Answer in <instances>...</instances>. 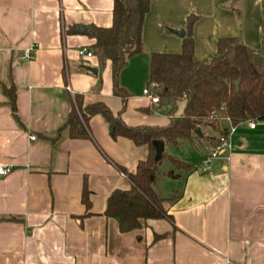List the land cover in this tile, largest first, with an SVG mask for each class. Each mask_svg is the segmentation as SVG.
Listing matches in <instances>:
<instances>
[{
  "label": "crops",
  "instance_id": "1",
  "mask_svg": "<svg viewBox=\"0 0 264 264\" xmlns=\"http://www.w3.org/2000/svg\"><path fill=\"white\" fill-rule=\"evenodd\" d=\"M187 1L189 10L182 5ZM230 1L151 0L142 26L144 52L131 57L119 77L129 94L123 109L112 94L109 64L101 68L93 52L87 59L77 55L81 48L91 51L94 41L72 32L110 27L111 0H0V166L9 169L0 176V264H264V121L234 128L230 147L200 173L202 157L212 149L205 144L194 171L166 183L171 193L179 192L164 205L172 222L148 220L127 233L104 215L107 199L115 190L130 188L117 167L134 173L148 147L113 139L100 115L89 119L88 139L58 132L76 94L84 104L103 102L127 126H166L173 104H152L143 90L150 53H179L182 40L161 35L165 45H152L148 18L155 15L184 30L198 4L209 2L213 12H220ZM240 2L243 27L216 36L215 52L217 40L229 36L261 48V0ZM28 49L31 57L23 59ZM196 57L194 47L195 60L204 61ZM11 87L15 113L6 92ZM220 125L231 128L226 119ZM166 146L163 141V152ZM85 187L88 207L82 199Z\"/></svg>",
  "mask_w": 264,
  "mask_h": 264
},
{
  "label": "trees",
  "instance_id": "2",
  "mask_svg": "<svg viewBox=\"0 0 264 264\" xmlns=\"http://www.w3.org/2000/svg\"><path fill=\"white\" fill-rule=\"evenodd\" d=\"M111 1V26H91L88 36L94 41L90 49L99 59L100 67L110 66L112 94L120 98L124 109L129 94L120 85L119 77L127 61L144 52L142 26L151 0ZM231 8L239 15L237 9ZM261 11L262 46L257 50L246 46L237 36L222 37L216 42L215 56L196 61L192 37L194 17L190 15L179 53H150L147 87L157 86L158 104L164 101L173 104L169 122L164 127L127 126L120 114H113L103 102L84 104L81 95L73 96L71 110L58 132L67 130L72 139H88L89 119L100 115L109 125L113 139L122 137L137 146L148 147L147 158L137 164L134 173L117 167L126 175L130 188L111 193L104 215L117 222L121 233L138 229L148 220L172 222L164 205L174 202L179 192L174 190L167 197H161L155 190L156 173L162 160L167 159L172 165V169L164 172L169 179L178 180L183 173L194 171L191 163L165 152L160 160H155L153 141L161 140L175 147L187 141L194 148L196 144L215 148L219 138L228 133L221 128V119L228 120L232 128L264 120V0H261ZM6 92L15 113V90L11 87ZM178 100L186 101L181 116L175 115L174 104ZM89 194L86 187L83 188L86 207L90 205ZM157 238L159 236H155V240Z\"/></svg>",
  "mask_w": 264,
  "mask_h": 264
},
{
  "label": "rangeland",
  "instance_id": "3",
  "mask_svg": "<svg viewBox=\"0 0 264 264\" xmlns=\"http://www.w3.org/2000/svg\"><path fill=\"white\" fill-rule=\"evenodd\" d=\"M230 3L234 9H239L240 0H232L230 2H226L221 7L220 12H213L211 10V4L208 2L206 5L198 4L195 10L189 11L190 15L194 17V23L192 25V37L194 40L196 54L199 59L207 60L212 56H215V41L216 36H222L223 34H227L231 32V28L236 26L238 31L242 28V11L239 9L240 16L237 15L235 11L230 10ZM183 8L189 10L191 6L189 2H182ZM224 10H227L225 12ZM229 11V12H228ZM221 13V14H220ZM225 13H229L232 17H228ZM231 13V14H230ZM210 14H215L213 18H210ZM189 15V16H190ZM152 19L148 18L147 29H148V37L149 41L152 45L161 46L164 44V39L161 38V35H167V37L173 38L174 40L178 39L182 40V38L174 35L169 32V29H176L175 27H171L166 23H163L162 19L159 21L156 19L155 15L150 16ZM154 24L156 25H153ZM187 20L185 21L186 24ZM196 25V27H195ZM157 29V30H156ZM179 30V29H177ZM159 53H172V52H159ZM198 59V60H199ZM167 102V101H166ZM168 103H171L168 101ZM186 101L178 100L175 104V112L178 116H181L184 111ZM172 105V103H171ZM204 148H207L206 145L196 144L194 148L189 142L185 141L181 146L175 147L171 144H167L165 153L171 154L180 158L181 160L191 163L192 165L198 162L200 154L204 151ZM172 166L167 159L162 160V163L156 173V190L160 195L167 196L171 191L168 189L167 184L171 181L169 178L164 176V172L170 169Z\"/></svg>",
  "mask_w": 264,
  "mask_h": 264
},
{
  "label": "built area",
  "instance_id": "4",
  "mask_svg": "<svg viewBox=\"0 0 264 264\" xmlns=\"http://www.w3.org/2000/svg\"><path fill=\"white\" fill-rule=\"evenodd\" d=\"M32 49H28L22 53L23 59H29L31 57ZM78 57L81 59H87L92 57L93 53L87 48H81L77 51ZM157 86L155 84H151L149 87H146L143 90V95L149 99L152 104H157L159 102V96L155 93ZM264 121V120H263ZM256 122L251 121L249 127L254 128ZM234 128H230L226 135H223L219 138V143L217 147L212 148L210 151L206 152V154L202 157L200 166L197 168V171L200 173H204L207 171L210 163L219 156L221 150L228 149L230 147L229 144V134L232 132ZM31 140H34V137H30ZM9 173V169L0 166V176H6Z\"/></svg>",
  "mask_w": 264,
  "mask_h": 264
},
{
  "label": "water",
  "instance_id": "5",
  "mask_svg": "<svg viewBox=\"0 0 264 264\" xmlns=\"http://www.w3.org/2000/svg\"><path fill=\"white\" fill-rule=\"evenodd\" d=\"M73 34H82V35H89V28L85 27V28H75L73 31ZM169 32L173 33L174 35L183 38L185 36V31L183 29H169ZM82 69H84L85 71L91 72L93 74L97 73V69L94 67H90L87 65H82L81 66ZM238 87V83H236V88ZM197 133H200L199 129H196ZM152 146L155 149V160H160L161 156L163 154V141L161 140H155L152 142Z\"/></svg>",
  "mask_w": 264,
  "mask_h": 264
}]
</instances>
